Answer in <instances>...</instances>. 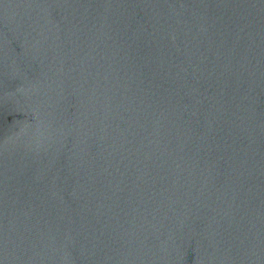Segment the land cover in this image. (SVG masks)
<instances>
[{"label":"water","instance_id":"1","mask_svg":"<svg viewBox=\"0 0 264 264\" xmlns=\"http://www.w3.org/2000/svg\"><path fill=\"white\" fill-rule=\"evenodd\" d=\"M0 264H264V0H0Z\"/></svg>","mask_w":264,"mask_h":264}]
</instances>
